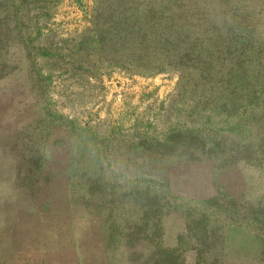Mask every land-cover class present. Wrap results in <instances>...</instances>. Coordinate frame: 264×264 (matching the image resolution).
Listing matches in <instances>:
<instances>
[{
	"label": "rangeland",
	"instance_id": "1",
	"mask_svg": "<svg viewBox=\"0 0 264 264\" xmlns=\"http://www.w3.org/2000/svg\"><path fill=\"white\" fill-rule=\"evenodd\" d=\"M0 264H264V0H0Z\"/></svg>",
	"mask_w": 264,
	"mask_h": 264
},
{
	"label": "crops",
	"instance_id": "2",
	"mask_svg": "<svg viewBox=\"0 0 264 264\" xmlns=\"http://www.w3.org/2000/svg\"><path fill=\"white\" fill-rule=\"evenodd\" d=\"M65 127L68 128V126L66 125ZM71 131L74 132V134H71H73L78 140H71V144L66 155V166L64 169L58 170V175L65 176L70 182L75 181L78 178V173H80V175L83 174L82 176L84 177L87 170L91 168V164L90 162H88V154L83 153L82 149H79L78 145L80 144L81 147L84 146L89 150L90 143L93 141V136L89 132H86L82 129ZM47 153L48 154H46V152H42L38 158H31L30 162L34 167H40V174L42 179L48 177L49 172H51L50 168L52 167L53 163L58 160L57 158H54L55 153L50 148H48ZM43 185L45 186V188L48 187V184H46V182L43 183L42 186ZM47 201L49 203V197H47Z\"/></svg>",
	"mask_w": 264,
	"mask_h": 264
}]
</instances>
